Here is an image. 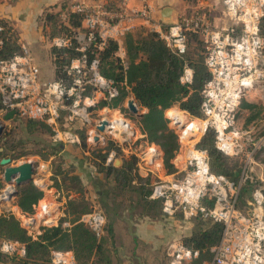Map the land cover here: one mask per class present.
<instances>
[{
  "label": "built area",
  "instance_id": "2783aa9c",
  "mask_svg": "<svg viewBox=\"0 0 264 264\" xmlns=\"http://www.w3.org/2000/svg\"><path fill=\"white\" fill-rule=\"evenodd\" d=\"M141 1L143 4L135 7H131V0H97L93 5L79 2L73 11L60 14L64 20L70 13H78L83 16L82 25L70 34L53 37L51 43L57 48H69L76 43L80 55L63 66L62 75L54 80L43 79L40 66L26 49L9 59L0 56V115L14 109L15 117L42 120L54 130L53 140L63 144L81 145L80 130L84 127L90 148L94 147L89 143L91 132H97L106 142L107 136L113 135L121 142L125 156L138 157V170L145 165L159 169L160 148L148 143V149L154 147L153 154L149 155L148 149L139 153L133 143L138 132L121 110L116 111L125 119L129 132L118 135L113 126L114 117L108 116L99 118L96 126L88 130L100 102L105 100L106 107H111L112 100L119 95L114 80L102 74L99 59L91 55L96 56L109 39L120 41L126 31L133 29L135 17L143 18L180 56L187 53L188 34H202L207 43L204 63L210 73L202 89L203 114L198 117L178 109L185 119L169 115L180 145L175 165L172 162L175 170L158 175L150 198L161 202L168 217L179 211L186 219L201 215L222 224L219 242L211 246L210 256L201 259L199 264H264V109L260 117L246 127L238 122L242 100L249 91H264L261 29L264 0H222L225 24L210 23L205 14L197 12L192 18H178L166 28L165 23L152 20L147 0ZM2 45L0 38V48ZM193 79L194 69L186 64L180 80L191 84ZM173 109L176 108L169 112ZM105 119L106 128L100 131L98 126ZM210 132L219 152L239 160L237 178L212 168L209 150L200 145ZM114 155L115 150H112L107 163L114 162ZM47 209L48 206L41 212ZM55 213L52 211V215ZM21 214L24 218L38 219L37 212L29 216L22 211ZM56 214L54 223L44 219L39 222L58 223L62 215L59 204ZM80 221L98 235L103 234L105 215L99 209L82 215ZM36 224L31 228L23 225L33 231ZM63 226L70 228L72 224L68 221ZM0 251L24 256L26 248L19 241L3 239ZM167 253L168 264H188L200 257V250L187 246L182 239L171 240ZM75 263L72 251H52L51 264Z\"/></svg>",
  "mask_w": 264,
  "mask_h": 264
},
{
  "label": "trees",
  "instance_id": "16d2710c",
  "mask_svg": "<svg viewBox=\"0 0 264 264\" xmlns=\"http://www.w3.org/2000/svg\"><path fill=\"white\" fill-rule=\"evenodd\" d=\"M82 19V15L70 13L67 17V22L62 24L63 33L70 34L74 32L75 29L81 27ZM0 26L2 27L0 30V38L3 40V45L0 48V56L9 59L16 54L23 53L22 46L19 42V35L16 30L4 20H0ZM261 29L264 34L263 25ZM194 35L195 34L189 33L188 39L190 36ZM121 41L125 50V56L124 59H122L125 64L120 63V65L116 66L114 60H109L115 58L119 61L120 59L116 54L121 46L116 39H109L105 47L97 51L96 56L91 55V58L97 57L99 59L102 74L114 80L119 89L118 97L112 100L114 106L119 105V103L123 101L127 92H131L139 104L148 109L141 118L142 131L150 144H156L161 148L164 166L168 172H173L175 167L172 160L178 153L180 145L178 136L175 130L169 126L168 119L165 118L164 112L166 109L172 108L176 103L180 102V107L182 109L187 110L193 116H202V89L205 82L209 79L210 73L202 61L194 62L191 58L189 59L186 57L187 53L183 56L178 55L158 32L148 26L140 25L126 31L121 37ZM52 52L58 77L62 75L63 66L80 55L76 49V43L69 48L55 47L52 49ZM107 64L110 65L111 68H105ZM186 64L192 66L194 69V79L191 84H183L180 80ZM117 67L119 69L118 72L115 71ZM127 87L129 90H127ZM107 104V101L102 100L98 108L104 107ZM15 118H20V116H16L14 119ZM22 118L23 117H21V119ZM25 119L28 120V126L31 129H35L39 126L46 128L48 131L52 129L51 126L42 120L32 118ZM80 134L82 148L86 150L89 149L90 152L95 151V149H105L109 144L118 147L113 142H110L100 147L90 148L84 128L80 130ZM0 143L1 161L7 153L5 144L8 143V137H1ZM56 143H59L62 149L63 143ZM200 145L209 150L211 166L215 171L224 173L231 178H237L235 175L237 176L238 172L232 174L223 169L224 162L221 159L222 153L215 148L214 138L211 132L205 135ZM50 147L52 152L59 151L56 146L51 145ZM112 150L115 149H111V147L108 146L105 152L100 155L101 159L97 158L94 160V166L97 171L106 174V178H112V181L122 188H126L129 184L137 183L140 197L147 201H157L151 199L150 194L154 183L158 180V175L150 173L156 175L157 180L155 179V181H152L151 187L146 189L145 184L149 183V179L147 178L145 183L142 182L144 178L140 176L138 170V157L135 155L125 157L121 164L116 166L112 163H107V157ZM25 153L20 152L18 156ZM157 165L158 168L163 169L161 163ZM3 171L4 167L0 163V189L3 185L1 176ZM72 173L73 172L68 170L65 171L63 178L61 177L59 181H56L58 183L55 185L58 190L64 188L70 192L66 202V209L64 210L65 217L63 218L72 224L70 228H65L61 224L62 220H60L58 225L42 226L39 234L35 237L23 225L22 220L16 214H0V240L13 239L25 245L26 252L23 256V264H51L52 251L54 250L72 251L75 256V264L111 263L103 251L102 240L104 234L98 235L86 223L80 221L82 215L98 209L99 203L93 200L85 191L80 177ZM136 177L139 178V181L136 180V182H134ZM77 185L80 187H77ZM133 187L136 188V186ZM71 195L73 196L71 197ZM43 196V189L35 184H30L20 188L17 193L15 204L20 207L23 214L29 215L34 212L35 206ZM84 197L87 199L89 205H84L83 208L78 209L80 200L87 203V201L83 199ZM42 202L43 199L40 201V205ZM103 203L105 204L104 201ZM40 218L43 219V217ZM204 218L210 220L208 227L201 229L196 234L187 238V240H183L187 246L200 250L198 261L210 256L211 246L219 242L222 234L221 223L215 222L209 217ZM47 219L51 222L55 218ZM1 256L2 252L0 251V262L3 261ZM193 264L196 263L193 262Z\"/></svg>",
  "mask_w": 264,
  "mask_h": 264
},
{
  "label": "rangeland",
  "instance_id": "374dc122",
  "mask_svg": "<svg viewBox=\"0 0 264 264\" xmlns=\"http://www.w3.org/2000/svg\"><path fill=\"white\" fill-rule=\"evenodd\" d=\"M187 1H189V4H187V7L185 8V10L180 11L178 13L176 12L174 16V20H177L178 18H181L184 16L188 18H192V16L195 15V13L197 12L200 14L201 13L205 14L206 19L209 20L210 23L215 22V24H218L222 20V12H221L220 6L215 5V9L213 11H208L206 9L198 10L196 8L200 6L199 3L205 0H187ZM44 19H45L46 24L44 25L43 29L46 35L50 36V40H49L50 41L49 43L51 46L50 48L54 49L55 47L51 44V40L55 36L64 34L63 25H62L64 21H63V18L60 17V13L45 14ZM168 25L169 24L165 23L164 27L166 28ZM262 25H263V31H264V18L262 20ZM190 33L195 34V35L190 36V38L188 39V51H187L186 57L189 59L191 58V60H193L194 62L202 61L204 63L205 51H206V46H207V43L205 42V38L202 34L194 33V32H190ZM38 51H39V55L41 56L40 61L42 62V65H40L41 63H39L38 61L36 63L41 68L43 79L54 80L55 78L58 77V74L56 71L57 68H56V65L54 64V58L50 57L48 53H44V51H42L40 48L38 49ZM117 54L116 56L120 58L119 61L116 60L115 58L114 59L111 58L109 60L110 61L114 60V64L116 66L120 65V63L125 64V62H123L122 60L124 59V57L120 56L119 51ZM105 68H111V67L110 65L107 64L105 65ZM115 71L116 72L119 71L118 67L115 69ZM127 90H129L128 87H127ZM131 98H134L136 100L133 93L127 92L125 94L123 101L119 103V105L114 106L111 103L110 104L111 107L104 106L105 108L104 107H101L100 109L96 108L97 111H95L92 114L91 116L92 122L91 124H89L87 128L89 130L90 128L95 127L96 121L103 116H108L110 118L114 117V119L119 117L122 120L123 117L118 112H116V110L119 109L121 110V113L125 116V118L131 122L132 126L138 132L137 137L136 138L134 137L133 143H134V146L139 150V153H143L144 151L148 149L147 144L148 143L150 144V142L147 141V138L145 137V134L142 131V123H141V118L148 111V109L141 106L139 102L136 100L139 111L137 113L131 112L128 109V104H127L128 100ZM172 108H176V109H173L169 112V110ZM172 108L166 109L164 112V115H165V118L168 119L169 126L173 128V123L169 119L170 118L169 115L174 116V114L172 113L174 110L182 109L180 107V102L176 103V105ZM263 109H264V91L262 92L258 89L250 90L247 96L244 97V99L242 100L241 108L238 113L239 125L246 127L253 121L257 120L260 117ZM0 117L3 118V116L1 115ZM123 120L125 121V119ZM3 122L5 125V129H4L2 138L4 136L8 137V143L5 144V146L7 147V151H6L7 153L5 157H11L15 163H19L22 160H28V159L33 160L36 166V179L38 180L43 179L42 181H40L43 187L45 186L46 183L49 184L47 185V188L43 189L44 195L45 194H48V196L52 195V197L54 198V201L57 204L61 205L62 215H60V219L58 223L50 224V225H58L60 220H62L61 221L62 225L65 222H68V220H65L63 218L65 217L64 210L66 209V205H67L66 202L68 200V194L70 192H68V190H65L64 188H60L58 190L56 188L57 186L55 185L56 183H58L56 181H59L61 177L63 178L64 172L67 170L73 172L72 174L75 173L76 175H78L76 173L77 168H78L77 167L78 161L83 160L84 168L87 169L88 173L90 172L89 176L93 178L94 183L88 184V182L85 180L87 173H85L83 178H81L79 175L78 176L80 177L81 182L83 186L85 187L84 188L85 191L90 195L91 198L96 199V201L99 203L98 209H100L105 214V224H104V232H103L104 235L102 234L103 235L102 245H103L104 254L106 255V257L109 258V261H111L110 264H113L114 260L116 261L115 258L113 259L114 247H116V243H117L116 231L117 233L122 235L123 233H125V231L129 229L130 226H133L134 223H136V221H139L145 216H149L151 220L162 219L163 222L166 223L167 228H168L167 242L166 244L164 242L161 252H158L157 256H155V260L157 264H165V263L167 264L168 263L169 255L167 253V246L171 240L182 239L185 241L187 240V238H189L193 234H196L201 229L208 227L210 220L204 218L201 215L199 217L196 216V218L192 217L190 219H186L183 215V212L178 211L171 218L168 217L166 214H164L162 210L161 202H159L158 200L152 201L149 199H148L149 201H147L146 199H143L142 197H140L139 190L137 188L138 186L137 183H132L126 186V188H122L120 185L118 184L116 185L112 181L113 180L112 178H106V181H100L101 179L96 180V177H94L95 172L91 173L90 169L92 170L93 167L95 168L94 160H96L97 158L101 159L100 155L105 152V149L108 146L111 147V149H115V155H114L115 160L114 162H110V163L118 166L121 164L122 160L125 157H128L124 155L123 151L120 148L121 142L115 136L109 134L107 136V142L105 144L107 143L109 144L110 142H113L118 147H115V146H112V144H109L107 145L105 149L103 148L95 149V151L93 152L89 151L90 153L89 155H85V154H80L78 150L76 149L77 147L82 148V146L78 144H63V147L61 149L60 148L61 145L59 143H56L53 140V135H54L53 129H51L52 132L40 126L35 129H31L28 126V120L25 118L21 119V117L15 118L13 120H4ZM51 145L56 146L59 151L52 152L51 147H50ZM70 145H72L74 148L68 149V146ZM100 146L102 145H98V147ZM94 147H97V146H94ZM83 150L86 151V149H83ZM20 152H24V153L26 152V153L21 156H18ZM221 159L224 162L223 169H225L226 171H229L232 174L235 172H238V175L237 176L235 175V177H238L239 170H240L239 160L230 158L224 154H222ZM42 166L43 167L45 166L44 170L41 169ZM144 167L147 168L146 165ZM164 171H166L169 174L172 173V172H168L165 166H164ZM3 173L1 175L3 185H2V188L0 189V194L7 187V183L4 181V178H3ZM100 173L106 176V174L102 172ZM158 173L163 174V171L157 172V174ZM140 176L144 178V180H142L143 183H145V180L147 178L149 179V183L145 184L146 189L150 188L151 182L155 181V179L157 178L156 175H153V174H149L145 176L140 174ZM82 179H84L85 182ZM136 180L139 181V178L136 177L135 182ZM30 184H35V181L31 182ZM30 184H27V185H30ZM27 185H24V186H27ZM133 186H136V188ZM77 187H80V186L77 185ZM20 188L21 187H18V190H20ZM72 196L73 195H71V197ZM16 197L17 195L15 196L14 201L11 204L10 203L8 204V202H0V214H9L10 212H14L13 206L16 205L15 204ZM83 199L87 201L85 197ZM49 201L51 202L52 200H50V198H44L41 205L39 201V203L35 206L34 212L29 214V215H34L37 212L38 219L37 221H35V224L41 220L43 221V219H41L40 217H42L46 213L41 212V210L45 208L46 204H49ZM103 201L105 202V204L103 203ZM87 204H88V201L86 203V202H83V200H80L78 203V209L83 208L84 205L86 206ZM15 214L22 220V223H23V220L26 222H29L28 220L31 219L27 217L24 218V215H21V212L20 213L17 212ZM55 217L57 218V215L55 214L54 215L51 214L49 216L47 215L43 216V218H55ZM166 217H167V220H166ZM129 220H131V224L129 223ZM44 221L47 223H51L48 219H44ZM56 221L57 219H55L52 223ZM42 226H47V225L45 223L39 222L38 227L34 228L33 231L29 230V232H31L34 236L35 234L37 236ZM38 230L39 232H37ZM136 245H137L136 247L138 248V250H134V251L137 253L140 250L139 251L140 258L144 259L145 261L154 260L153 254L151 255L149 253V250L147 247H144L143 244H139L138 242ZM123 247L126 248L124 244H123ZM136 253L134 255L135 257L137 256ZM1 258L3 259V261H1L0 264H9V263L10 264H23L22 261L24 260L23 256H11V255L3 254V253H2ZM130 261L132 260L130 259ZM199 261L198 259L195 261L193 260L189 262L188 264H193V262H195L196 264H199L200 263ZM103 264H105V262Z\"/></svg>",
  "mask_w": 264,
  "mask_h": 264
},
{
  "label": "crops",
  "instance_id": "0c3cea01",
  "mask_svg": "<svg viewBox=\"0 0 264 264\" xmlns=\"http://www.w3.org/2000/svg\"><path fill=\"white\" fill-rule=\"evenodd\" d=\"M97 0H0V20H4L7 22L19 35V42L22 46V49H26L35 59V61L41 63L40 55L38 49L40 48L44 53H48L50 57H53L52 49L50 48V36L46 35L43 27L46 24L44 16L48 13H60L67 14L70 11L74 10V6L79 2H85L87 5H93ZM145 3L151 8L152 12V20L155 22L165 23L160 18V11L165 7H172L175 10V13L184 11L189 4L187 0H147ZM143 3L141 0H131V7L141 6ZM220 4V5H219ZM199 7L196 9H206L208 11H213L215 9V5L220 6L222 12V20L218 24L227 23V19L223 12L222 0H205L199 3ZM67 22V19L63 20ZM154 22V23H155ZM215 23V22H214ZM145 25L150 26L146 21H144L141 17H135L132 20L133 28ZM120 56H125V50L122 46V41H119ZM52 44V43H51ZM159 147V146H158ZM69 148H74L72 145L68 146ZM160 148V147H159ZM80 154L89 155V151L83 150L81 147L76 148ZM177 159H173L172 162L176 163ZM163 169L156 168H143L141 167L139 172L141 175H149L151 173H155L156 175L164 174V164L163 159L161 162ZM76 173L83 178L85 173V180L88 184H93L94 180L91 176H89L87 169L84 168L83 160L78 161ZM93 167V166H92ZM91 173L95 172L94 177L96 180L106 181V176L102 175L100 172L96 170V168L90 169ZM163 171L162 173H158ZM99 178V179H98ZM95 179V178H94ZM84 181V179H82ZM85 182V181H84ZM135 182V181H134ZM49 185L45 184L44 188ZM100 193V192H98ZM44 198H50V200L54 201L52 195L48 196L45 194L39 201ZM95 199V198H93ZM14 201V199H13ZM96 201V199H95ZM50 202V201H49ZM9 204V202H8ZM14 212L20 213L21 209L18 205H14ZM56 212V210L54 211ZM57 213V212H56ZM55 213V215H57ZM22 215V214H21ZM167 220V217H166ZM131 224V220H129ZM38 227V224L35 225V228ZM168 228L165 222L162 219L151 220L149 216H145L139 221H136L133 226H130L125 233L120 235L116 231L117 235V243L116 247H114V260L113 264H157L155 260V256H157L158 252H161L163 248V244L167 242L168 237ZM137 242L139 244H143L144 247H147L149 253L153 254V261L147 260L139 257V251L136 253L134 250H138L136 247ZM123 244L126 248L123 247ZM116 248V249H115ZM136 253V257L134 256ZM121 257H119L118 256ZM129 255V256H128ZM130 259L132 261H130ZM152 259V258H151ZM10 264V263H9ZM166 264V263H165Z\"/></svg>",
  "mask_w": 264,
  "mask_h": 264
},
{
  "label": "water",
  "instance_id": "95a60500",
  "mask_svg": "<svg viewBox=\"0 0 264 264\" xmlns=\"http://www.w3.org/2000/svg\"><path fill=\"white\" fill-rule=\"evenodd\" d=\"M175 10L172 7H165L160 11V18L167 24H173L176 20H174ZM128 109L137 113L139 111L138 104L134 98H131L127 102ZM16 114V110L12 109L7 112L3 118H0V138L3 136L5 125L4 120H13ZM178 114H175L174 117H178ZM107 125V121H103L101 125L98 126L100 131H104ZM89 143L98 146L106 143V140L100 136L97 132H91ZM120 161V160H118ZM0 163L4 166L3 178L7 183V187L0 194V202H9L12 203L13 199L18 193V187H22L24 185L30 184L35 181V184L43 187L40 181L43 179H36V166L33 160H22L19 163H15L11 157H3ZM45 169V166L41 168ZM44 188V187H43ZM29 222L24 221V225L27 228H31L35 224V219L31 218L28 220Z\"/></svg>",
  "mask_w": 264,
  "mask_h": 264
},
{
  "label": "bare ground",
  "instance_id": "6f19581e",
  "mask_svg": "<svg viewBox=\"0 0 264 264\" xmlns=\"http://www.w3.org/2000/svg\"><path fill=\"white\" fill-rule=\"evenodd\" d=\"M116 112H118V111H116ZM119 113V112H118ZM174 115L175 114H178L179 116H181V118L182 119H185V116L183 115V112L182 111H179V110H174L173 112H172ZM121 115V114H120ZM122 116V115H121ZM173 116V115H172ZM123 117V116H122ZM124 119V118H123ZM121 120L119 117H117V118H115V119H113V126H114V128H115V130H117L116 131V133L118 134V135H123V133H125V132H129L128 130H129V128H127L126 127V123H125V121L124 120ZM104 121H106V119L104 120ZM106 128V127H105ZM133 131H134V133H135V130L133 129ZM126 135V134H125ZM153 152H154V147H150L149 149H148V154L150 155L151 153L153 154ZM46 206H48V209H47V211H45V215H43V216H49V215H51L52 214V211H55L56 210V212H57V208H58V204H56L55 202H53V201H51V202H49V204H46ZM46 206H45V208L44 209H46ZM51 213V214H50ZM42 216V217H43ZM43 219H47V218H43ZM55 219H56V217H55ZM54 219V220H55ZM53 220V221H54ZM53 221H51V223L53 222Z\"/></svg>",
  "mask_w": 264,
  "mask_h": 264
}]
</instances>
